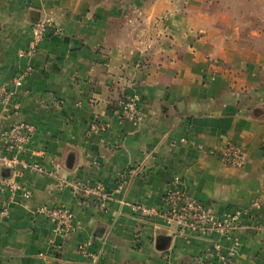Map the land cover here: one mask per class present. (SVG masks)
<instances>
[{
    "label": "crops",
    "instance_id": "0c3cea01",
    "mask_svg": "<svg viewBox=\"0 0 264 264\" xmlns=\"http://www.w3.org/2000/svg\"><path fill=\"white\" fill-rule=\"evenodd\" d=\"M220 24L205 0H0V117L35 128L13 168L0 139V182L31 191L1 223L0 264H200L215 240L237 264H264V61ZM127 96L140 121L121 116ZM229 142L244 166L208 153ZM176 176L213 216L263 207L227 234L192 230L165 214ZM98 184L105 208L81 195ZM44 205L70 208L74 230Z\"/></svg>",
    "mask_w": 264,
    "mask_h": 264
},
{
    "label": "built area",
    "instance_id": "2783aa9c",
    "mask_svg": "<svg viewBox=\"0 0 264 264\" xmlns=\"http://www.w3.org/2000/svg\"><path fill=\"white\" fill-rule=\"evenodd\" d=\"M47 32V24L40 22L33 28V40L27 52H20V56H26L35 51ZM31 68L25 73L30 74ZM16 85L22 84V79L14 81ZM10 93L6 86L0 85V102H6ZM138 96H127L121 104V116L124 118L140 121L143 112ZM99 125L93 123L90 131L98 130ZM35 128L27 123L16 122L9 127L3 125L0 117V139L5 144L7 150L11 153L10 157L2 159L4 166L13 168L21 163L19 155L24 150L26 144L30 141ZM209 154L218 155L221 160L230 166L242 167L247 162V154L243 146L229 142L223 148L209 149ZM25 167H38L36 164ZM103 186L85 187L82 196L87 198L91 194L98 195L101 198L100 205L106 207L105 195L102 193ZM21 194L25 197L31 196V191L22 188L14 179H4L0 182V226L5 217L9 215L11 205L16 201L17 196ZM165 202L167 205V218L184 224L187 228L200 232L219 231L227 234L232 231L242 218L252 216L253 213L263 207L260 199H255L243 210L228 211L224 215L216 217L209 211L208 207L202 202L195 199L189 192L184 180L176 176L165 190ZM142 209L137 207V209ZM38 212L44 215L49 221L54 223L57 228L66 232L74 230L73 212L68 207L41 206ZM89 243H82L79 249L84 253H89ZM200 264H237L231 254L224 250L219 240L213 242L212 247L207 249L202 257Z\"/></svg>",
    "mask_w": 264,
    "mask_h": 264
},
{
    "label": "rangeland",
    "instance_id": "374dc122",
    "mask_svg": "<svg viewBox=\"0 0 264 264\" xmlns=\"http://www.w3.org/2000/svg\"><path fill=\"white\" fill-rule=\"evenodd\" d=\"M208 11L219 15L220 27L239 44L262 53L264 61V0H205ZM260 71L264 82V66Z\"/></svg>",
    "mask_w": 264,
    "mask_h": 264
}]
</instances>
